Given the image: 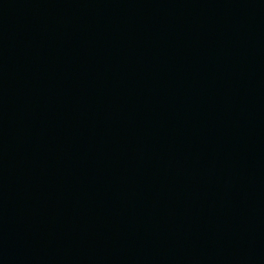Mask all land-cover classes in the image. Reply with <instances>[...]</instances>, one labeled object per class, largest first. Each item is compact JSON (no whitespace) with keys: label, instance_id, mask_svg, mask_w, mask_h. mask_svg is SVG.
<instances>
[{"label":"water","instance_id":"obj_1","mask_svg":"<svg viewBox=\"0 0 264 264\" xmlns=\"http://www.w3.org/2000/svg\"><path fill=\"white\" fill-rule=\"evenodd\" d=\"M0 196L73 264H264V0H0Z\"/></svg>","mask_w":264,"mask_h":264}]
</instances>
